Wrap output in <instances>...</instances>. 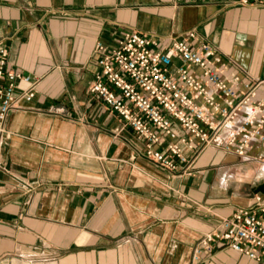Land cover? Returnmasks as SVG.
<instances>
[{"label":"crops","instance_id":"crops-1","mask_svg":"<svg viewBox=\"0 0 264 264\" xmlns=\"http://www.w3.org/2000/svg\"><path fill=\"white\" fill-rule=\"evenodd\" d=\"M238 1L0 0L6 69L37 80L0 147V264H191L199 239L264 199L257 147L234 157L209 144L188 173H170L88 91L97 41L193 29L227 58L233 86L252 82L264 99V6ZM213 244L200 264H257Z\"/></svg>","mask_w":264,"mask_h":264},{"label":"built area","instance_id":"built-area-1","mask_svg":"<svg viewBox=\"0 0 264 264\" xmlns=\"http://www.w3.org/2000/svg\"><path fill=\"white\" fill-rule=\"evenodd\" d=\"M236 4L264 6V0ZM93 48L96 69L88 91L131 129L147 160L184 174L213 144L234 157H246L257 147L256 157L264 161V99L254 100L257 85L233 86L222 75L230 64L227 58L195 30L165 40L125 33L113 42L97 41ZM7 56L0 44V147L6 144L7 117L20 99L33 100L37 84L6 69ZM175 124L183 134L174 131ZM214 242L264 264V199L254 196L251 204L233 210L216 231L199 239L191 264H200L201 252L211 251Z\"/></svg>","mask_w":264,"mask_h":264},{"label":"bare ground","instance_id":"bare-ground-1","mask_svg":"<svg viewBox=\"0 0 264 264\" xmlns=\"http://www.w3.org/2000/svg\"><path fill=\"white\" fill-rule=\"evenodd\" d=\"M259 171H260L259 174L264 175V167H262Z\"/></svg>","mask_w":264,"mask_h":264},{"label":"rangeland","instance_id":"rangeland-1","mask_svg":"<svg viewBox=\"0 0 264 264\" xmlns=\"http://www.w3.org/2000/svg\"><path fill=\"white\" fill-rule=\"evenodd\" d=\"M262 160V159H261Z\"/></svg>","mask_w":264,"mask_h":264}]
</instances>
